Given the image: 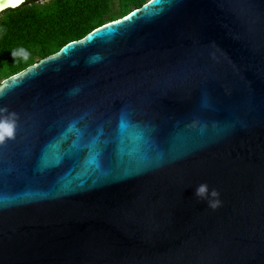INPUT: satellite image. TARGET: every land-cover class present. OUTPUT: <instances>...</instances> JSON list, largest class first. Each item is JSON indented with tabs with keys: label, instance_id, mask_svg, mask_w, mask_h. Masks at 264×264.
<instances>
[{
	"label": "water",
	"instance_id": "95a60500",
	"mask_svg": "<svg viewBox=\"0 0 264 264\" xmlns=\"http://www.w3.org/2000/svg\"><path fill=\"white\" fill-rule=\"evenodd\" d=\"M0 264H264V0H148L6 78Z\"/></svg>",
	"mask_w": 264,
	"mask_h": 264
},
{
	"label": "trees",
	"instance_id": "16d2710c",
	"mask_svg": "<svg viewBox=\"0 0 264 264\" xmlns=\"http://www.w3.org/2000/svg\"><path fill=\"white\" fill-rule=\"evenodd\" d=\"M147 1L26 0L0 11V84Z\"/></svg>",
	"mask_w": 264,
	"mask_h": 264
},
{
	"label": "clouds",
	"instance_id": "9594fccd",
	"mask_svg": "<svg viewBox=\"0 0 264 264\" xmlns=\"http://www.w3.org/2000/svg\"><path fill=\"white\" fill-rule=\"evenodd\" d=\"M19 53H17V52H14L13 53V56H16V55H18ZM206 190V186L205 185H201L200 187H198L197 189H196V195L197 196H201L202 194H203V192Z\"/></svg>",
	"mask_w": 264,
	"mask_h": 264
},
{
	"label": "snow or ice",
	"instance_id": "6c2138e0",
	"mask_svg": "<svg viewBox=\"0 0 264 264\" xmlns=\"http://www.w3.org/2000/svg\"><path fill=\"white\" fill-rule=\"evenodd\" d=\"M9 3H20L21 0H8ZM3 0H0V7H3Z\"/></svg>",
	"mask_w": 264,
	"mask_h": 264
},
{
	"label": "bare ground",
	"instance_id": "6f19581e",
	"mask_svg": "<svg viewBox=\"0 0 264 264\" xmlns=\"http://www.w3.org/2000/svg\"><path fill=\"white\" fill-rule=\"evenodd\" d=\"M24 1H25V0H24ZM22 2H23V1H22ZM22 2H21V3H22ZM19 4H20V3H19ZM19 4H18V5H19ZM0 10H1V9H0Z\"/></svg>",
	"mask_w": 264,
	"mask_h": 264
}]
</instances>
